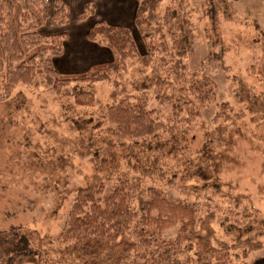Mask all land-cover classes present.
<instances>
[{
    "label": "rangeland",
    "instance_id": "374dc122",
    "mask_svg": "<svg viewBox=\"0 0 264 264\" xmlns=\"http://www.w3.org/2000/svg\"><path fill=\"white\" fill-rule=\"evenodd\" d=\"M53 3L49 2V18ZM132 3L137 8L138 1ZM68 7L67 25L47 23L42 28L46 35L67 36L63 43L66 54L52 62L57 72L82 73L93 65L111 62L112 55L103 58L105 53L111 54L109 49L95 42L89 47L98 50V62L74 71L59 70V66H68V53L77 57L73 53L81 31L84 29L83 38L93 24L101 22L98 11L86 13L81 3ZM167 7L180 17L163 27L166 54L178 47L190 73L212 79L216 102L200 109L199 116L176 131V136L165 128L155 137L129 142L109 138L110 125L103 115L124 96L145 97L147 108L170 127V106L155 99L154 80L168 68L167 61H161L164 57L156 55L147 66L139 59L127 60L124 72L93 84L98 103L91 108L73 103L76 92L89 89L86 83H72L58 96L42 80L37 88H15L0 100V264H7L12 245L17 244L13 232L31 229L41 236L57 235L64 228L77 190L92 179L110 140L118 163L114 175L136 176L130 168L154 164L162 169L164 180L153 176L144 185L160 188L171 200L202 204L207 192L224 207L223 195L248 198L256 210L252 225L262 248L248 253L246 259H233V264H264V0H163L158 9L161 18ZM102 9L106 10L105 5ZM82 13L87 18L78 23ZM125 28L139 56L143 55L144 44L134 22ZM155 41H160L157 35ZM221 103L228 104L235 118L223 123L225 131L218 135L215 130L221 119L214 118ZM167 180L172 181L170 185ZM111 187L107 183L106 191ZM218 223H212V236L222 238L228 227L220 228ZM175 232L164 237L172 238ZM228 235V241H233L238 232L232 230Z\"/></svg>",
    "mask_w": 264,
    "mask_h": 264
},
{
    "label": "trees",
    "instance_id": "16d2710c",
    "mask_svg": "<svg viewBox=\"0 0 264 264\" xmlns=\"http://www.w3.org/2000/svg\"><path fill=\"white\" fill-rule=\"evenodd\" d=\"M136 1L134 25L144 44L143 55L139 56L127 28L101 21L88 29L85 39L105 45L113 60L93 65L86 72L60 75L52 62L63 54L67 36L46 35L42 28L47 23L67 25L69 7L56 0L49 18L48 0H0V100L19 86L37 88L39 80L57 96L72 83H86L89 89L76 92L73 103L91 108L98 103L93 84L124 72L127 60L139 59L147 66L158 55L164 57L161 61H167L168 68L154 80L155 99L170 106L171 126L147 108L145 97H122L107 107L103 119L110 125L109 138L117 141L149 139L165 128L176 136V131L199 116L200 109L216 102V85L208 76L190 73L178 47L166 54L163 27L176 21L178 13L167 7L161 18L158 9L163 0ZM83 9L90 14L95 11L93 4H85ZM86 18L82 13L77 21ZM111 97L116 99L115 91ZM231 111L227 103L220 104L214 118L221 119L215 130L218 135L225 131L223 123L235 118ZM107 148L90 182L77 190L64 228L57 235L41 236L31 229L13 232L17 244L12 245L7 264H233V259H246L248 253L262 248L252 225L256 210L248 198L223 195L224 207L207 192L202 204L171 200L160 188L144 185V180L153 176L164 180L161 168L154 164L133 166L130 170L136 176L114 175L118 163L110 150L112 140ZM110 182L112 187L106 191ZM216 221L220 228L228 227L222 238L212 236ZM174 229V237H164ZM232 230L238 232L237 238L228 241Z\"/></svg>",
    "mask_w": 264,
    "mask_h": 264
},
{
    "label": "crops",
    "instance_id": "0c3cea01",
    "mask_svg": "<svg viewBox=\"0 0 264 264\" xmlns=\"http://www.w3.org/2000/svg\"><path fill=\"white\" fill-rule=\"evenodd\" d=\"M51 1L55 2L56 0H48V2H51ZM61 1L68 6H71L75 3H77V5H80L81 3L82 8L84 6V3H86L87 1H91L94 4L95 12L98 11L100 13V17H99L100 21H104L111 25L125 27L126 25H129L130 23L134 22L133 20H134V15L136 11L135 10L136 6L135 4L132 3V0H61ZM103 5H105L106 7V10L104 11L102 9ZM82 22L78 21V23H82ZM83 30L77 36L79 38V44H78V47L74 49L75 52L73 53L75 55L77 54V57L79 58L68 53V55L71 56L69 57L68 66H66V69H63L62 66H59V70L74 71L76 69H83V66L85 64L88 65L90 62H94V61L96 63L98 62L99 59H101V56H99L98 50L94 48L93 46L89 47V45H93V43L88 42L85 39V37L83 38L81 37ZM68 46L71 47L69 51H72L73 49L72 45H68ZM84 51L88 52L90 55H88V53ZM65 54L66 52H63L62 55H65ZM107 55L110 56L112 54L105 53V56L103 58L106 59L108 57Z\"/></svg>",
    "mask_w": 264,
    "mask_h": 264
}]
</instances>
